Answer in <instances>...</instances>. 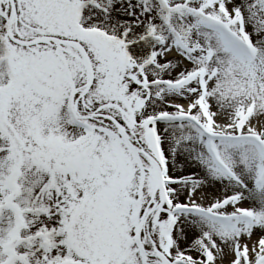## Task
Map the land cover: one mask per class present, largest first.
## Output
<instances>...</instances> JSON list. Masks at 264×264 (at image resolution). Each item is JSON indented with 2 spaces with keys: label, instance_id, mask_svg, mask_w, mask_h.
<instances>
[{
  "label": "snow or ice",
  "instance_id": "6c2138e0",
  "mask_svg": "<svg viewBox=\"0 0 264 264\" xmlns=\"http://www.w3.org/2000/svg\"><path fill=\"white\" fill-rule=\"evenodd\" d=\"M0 264H264V0H0Z\"/></svg>",
  "mask_w": 264,
  "mask_h": 264
}]
</instances>
